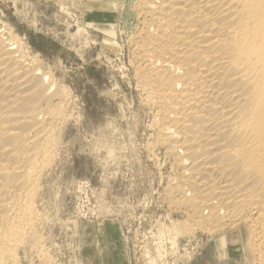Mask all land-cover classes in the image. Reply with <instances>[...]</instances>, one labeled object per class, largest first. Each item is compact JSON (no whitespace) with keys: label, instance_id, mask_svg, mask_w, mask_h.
Returning <instances> with one entry per match:
<instances>
[{"label":"bare ground","instance_id":"6f19581e","mask_svg":"<svg viewBox=\"0 0 264 264\" xmlns=\"http://www.w3.org/2000/svg\"><path fill=\"white\" fill-rule=\"evenodd\" d=\"M131 5L132 80L151 111L152 146L177 171L166 199L184 215L178 225L187 238L224 234L226 254L239 247L243 264H264V0ZM5 18L0 15V264H22L21 253L41 242L37 202L69 119V93ZM178 235L171 233V253L189 260L191 253L179 252Z\"/></svg>","mask_w":264,"mask_h":264},{"label":"rangeland","instance_id":"374dc122","mask_svg":"<svg viewBox=\"0 0 264 264\" xmlns=\"http://www.w3.org/2000/svg\"><path fill=\"white\" fill-rule=\"evenodd\" d=\"M131 4L1 0L0 15L69 93V119L37 202L41 242L21 253L22 264H243L241 248L226 254L224 234L187 238L178 225L184 215L169 207L177 171L152 146L151 111L132 80ZM178 232L189 260L171 253ZM238 236L233 230L229 239Z\"/></svg>","mask_w":264,"mask_h":264}]
</instances>
